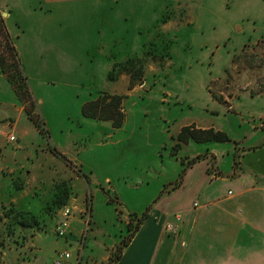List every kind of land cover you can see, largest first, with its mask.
I'll list each match as a JSON object with an SVG mask.
<instances>
[{
    "label": "rangeland",
    "instance_id": "rangeland-1",
    "mask_svg": "<svg viewBox=\"0 0 264 264\" xmlns=\"http://www.w3.org/2000/svg\"><path fill=\"white\" fill-rule=\"evenodd\" d=\"M255 1H217L214 8L219 17L235 25L236 35L226 40L223 30L215 31L210 48L193 43L197 40L199 44L206 31L183 24L184 9L173 7H168L147 32H119V43L139 37L145 41L143 49L112 47L109 39L101 40L87 24L85 36L78 38L73 22L59 24L58 15H52L48 25L40 22L30 31L41 43V51L46 43V54L30 59L29 70L24 69L49 135L40 133L25 148L8 142L7 153L0 155V264L24 262L28 253H40L38 249L44 246L35 242L40 234L51 232L55 240L66 239L76 212L86 226L77 244L75 264H117L116 257L110 259L117 254L118 245L111 253L110 248L128 235L126 221L132 222L135 214L148 215L162 193L179 181L188 155L208 143L193 147L183 143L176 149L179 133L201 124L216 106L220 112L210 114L219 128L216 131L227 133L230 141L215 144L248 148L255 135L253 126L264 129V120L258 121L264 114V101L251 103L246 99V92H264V36L244 47L238 29L264 24V10H257ZM0 2L5 7L8 0ZM201 15L198 17L207 23ZM53 47L63 49V59L73 57L78 68L66 72L56 62L53 68L54 57L49 56ZM129 49L139 53L119 61L117 58ZM128 61L136 62L133 75L120 72L116 81L110 80L115 66ZM108 62L112 68L107 74ZM104 94L123 97L125 120L121 128L83 114L86 104ZM57 95L65 103L52 104L51 98ZM74 96L79 99L74 100ZM16 97L33 123L27 114V109H32L30 102ZM232 104L235 109L228 111ZM6 126L13 129L14 122ZM13 199L16 208L13 202L5 205ZM93 205L94 214L90 210ZM67 208L72 216L65 220ZM14 211L34 216L38 224L19 225ZM61 222L69 223L66 238L57 232ZM64 252L70 251L42 253L39 262L55 264Z\"/></svg>",
    "mask_w": 264,
    "mask_h": 264
},
{
    "label": "crops",
    "instance_id": "crops-1",
    "mask_svg": "<svg viewBox=\"0 0 264 264\" xmlns=\"http://www.w3.org/2000/svg\"><path fill=\"white\" fill-rule=\"evenodd\" d=\"M217 1L220 0H165L129 14L114 0H98L90 5L71 3L70 0H8L5 7L0 2V12L5 15L7 29L21 54L24 67L29 70L30 59L46 54V43H42L44 48L41 51V43L30 31L40 22L48 25L52 15H58L59 24L64 21L73 22L71 27L78 33V38L85 36L83 32L87 24L93 30L99 27L102 33L100 39H109L112 47L125 45L143 49L145 41L139 37L132 36L119 43V32H147L157 18L166 13L168 7L184 9L183 24H190L201 33L206 31L199 44L195 43L197 40L193 43L210 48L215 42V31L223 30L226 40L236 35L233 34L235 25L219 17L214 8ZM255 2L257 10H264V6H261L264 5V0ZM199 14L206 17L207 23L202 22L203 18L198 17ZM138 15L142 18L137 19ZM125 16L128 17L127 23H123ZM102 20L112 23L111 31L101 25ZM263 25L239 27L238 35L243 36L241 44L246 47L258 37L264 36ZM49 51V56L54 57L53 68L57 67L55 62L62 64L66 72L78 68L75 59L67 53L68 59L61 57L64 55L61 47H53ZM137 53L138 50L133 52V49H129L117 59L122 61ZM246 53L245 57H248ZM111 68L112 64L108 62L107 74ZM246 99L251 103L264 101V92H246ZM214 109L210 114L221 110L217 106ZM234 109L233 104L228 106V111ZM210 114L201 120V124L196 122L198 125H195L194 122L192 125L202 130H219ZM262 120L264 114L258 117V121ZM9 121L14 122L13 129L6 126ZM253 130L255 135L251 136L247 149L218 146L216 142L197 146L186 158L183 168L186 171L180 185L162 193L161 199L151 209L117 264H264V129L256 130L255 125ZM9 134L16 137L13 145L20 144L24 147L31 141H36L40 131L27 118L24 107L18 102L6 76L0 72V155L8 151ZM194 144L197 145L198 142L189 141L187 145L193 147ZM198 157L204 158L191 164ZM12 202V206L16 208V199L5 205ZM90 210L94 214V205ZM80 211L83 212V209ZM74 215L71 232L66 239L55 240L50 236L51 232L45 233V236L40 234L35 237L36 245L39 243L44 246L38 249H41L40 253H28L23 258L24 262L21 260L16 264H43L39 262L43 257L40 254H55L64 250H69L72 255L66 264H75L77 244L86 224L81 215L77 212ZM177 217H180V221ZM95 220L98 224L101 223L96 219V214ZM129 224L128 219L126 225ZM169 225L172 226L171 229H168ZM120 242L115 241L111 245L110 253ZM26 247L23 246L25 250ZM84 255L85 252L83 257Z\"/></svg>",
    "mask_w": 264,
    "mask_h": 264
},
{
    "label": "trees",
    "instance_id": "trees-1",
    "mask_svg": "<svg viewBox=\"0 0 264 264\" xmlns=\"http://www.w3.org/2000/svg\"><path fill=\"white\" fill-rule=\"evenodd\" d=\"M1 49L3 50L1 52ZM131 61V60H130ZM126 62L125 64H118L115 66L113 71L109 74V79L112 81H116L120 75V72H127L133 75V69L136 66V62ZM139 63V61L137 62ZM0 71L6 76L8 82L13 87L15 94L20 98V100L26 104L30 102L32 109H27V114L30 119L33 121L35 126L39 129L40 133L44 137H48L49 132L45 128V124L43 120L40 118V114L38 113V102L34 97V94L31 90L28 77L26 76L24 66L22 64L21 58L19 56L18 50L15 47V44L8 32L5 19L3 18L0 12ZM98 99H104L105 104L101 106V108L93 110L89 109L88 105L95 103L92 101L86 104L83 108V114L88 118L98 119L102 121L112 122L114 128H121L124 124L125 120V110H124V102L123 97L119 95H108L104 94V96H100ZM110 101V102H109ZM28 107V106H27ZM38 115H37V114ZM178 144L175 146L176 149L181 147V144H188L189 141H195L198 143H206V142H216V143H225L230 141V138L227 133L222 131H216L215 129H207L201 130L197 129L195 126L185 127L181 130L178 135ZM206 157V156H204ZM204 157H198L194 159L192 163H195ZM190 164V165H191ZM237 166V164H236ZM186 168L182 171L180 175V179L176 182L172 189H175L182 182L185 175ZM61 192V190H59ZM65 195L69 196V190L66 189ZM62 193V192H61ZM15 213V221L21 226H34L38 224V220L34 216L28 217V214L16 212ZM133 220L136 224L128 225V235L123 237L120 244L116 247V255H111L110 261H113V258L116 257L117 260L121 258V255L124 249L129 245L132 241L133 237L139 230L140 226L147 218V214L145 213L142 217L138 215H132ZM32 219V221H31Z\"/></svg>",
    "mask_w": 264,
    "mask_h": 264
},
{
    "label": "snow or ice",
    "instance_id": "snow-or-ice-1",
    "mask_svg": "<svg viewBox=\"0 0 264 264\" xmlns=\"http://www.w3.org/2000/svg\"><path fill=\"white\" fill-rule=\"evenodd\" d=\"M70 2L71 3H77V4H89L90 5V4H94V3L98 2V0H70ZM114 2L118 3L121 7L125 8L129 14H132L133 12H137L138 10H143L147 7H152V6L158 5L160 3H163V2H165V0H114ZM136 18L141 19L142 17L138 15ZM127 22H128V17L125 16L123 19V23H127ZM100 23L104 28L111 31L112 23H109V22H106L103 20ZM96 31H97L98 36L102 34L99 27L97 28ZM97 50H99V47ZM53 88H55V84H53ZM73 99L74 100L79 99V97L74 96ZM51 102L54 105L65 103L63 97L59 96V95L53 96L51 98ZM104 104H105L104 99H97L95 101V103L89 104L88 108L96 110V109L101 108V106H103Z\"/></svg>",
    "mask_w": 264,
    "mask_h": 264
},
{
    "label": "built area",
    "instance_id": "built-area-1",
    "mask_svg": "<svg viewBox=\"0 0 264 264\" xmlns=\"http://www.w3.org/2000/svg\"><path fill=\"white\" fill-rule=\"evenodd\" d=\"M10 142L15 143L16 142V137L15 136H11L10 137ZM197 206V205H196ZM72 216L71 214V210L70 209H65L63 212V217L65 218V220L69 219ZM177 220L180 221V217H177ZM69 223L67 222H61V224L59 225V227L57 228V232L58 235L61 238H66L68 235V229H69ZM172 226L169 225L168 229H171ZM72 258V255L70 252H64L62 254L59 255V257L56 259L55 264H66L67 262H69Z\"/></svg>",
    "mask_w": 264,
    "mask_h": 264
}]
</instances>
